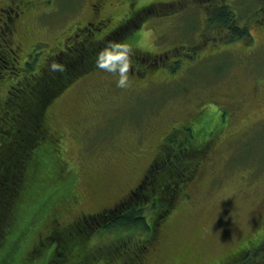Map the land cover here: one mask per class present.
Instances as JSON below:
<instances>
[{
	"label": "rangeland",
	"instance_id": "374dc122",
	"mask_svg": "<svg viewBox=\"0 0 264 264\" xmlns=\"http://www.w3.org/2000/svg\"><path fill=\"white\" fill-rule=\"evenodd\" d=\"M106 1L109 5L101 16L110 14L108 25L101 33L83 34L81 41H72V34L77 21L82 25L90 19L89 0L29 1L23 6L22 27L12 34L20 48L11 54L0 46V72H6L1 74L0 83L5 81L0 85V106L6 104L12 86L27 79L28 62L30 72L37 74L74 42L75 50L98 44L103 48L109 40L128 42L135 53L128 89L116 86L117 76L91 65L47 103L44 124L58 141L51 153L46 152L49 143L36 149L40 168L35 160L27 166L31 170L18 201L20 212L14 210L3 239L15 237L18 246L5 263L71 264L75 253L83 258L89 249H109L119 240L130 248L141 238L147 240L138 264H222L241 248L257 247L264 238V0H226L235 14L230 12L233 22L245 24L250 36L232 40L223 24L207 22L208 3ZM150 2L157 4L139 10ZM212 3L215 9L223 6L222 0ZM132 8L139 12L130 17L131 27L119 37L101 39ZM0 25L2 32L7 25ZM88 64L81 56L73 69ZM187 125L199 140L209 133L214 137L172 210L156 225V212H147L154 227L149 237L144 230L124 229L87 237L86 230L102 223V212L139 187L152 161L160 158L166 136ZM55 165H64L71 175L55 182ZM87 214L90 218L78 223ZM18 225H25V232ZM58 225L61 231H51ZM41 240V252L31 254ZM261 250L250 255L247 264H264ZM117 259L111 264H118Z\"/></svg>",
	"mask_w": 264,
	"mask_h": 264
},
{
	"label": "trees",
	"instance_id": "16d2710c",
	"mask_svg": "<svg viewBox=\"0 0 264 264\" xmlns=\"http://www.w3.org/2000/svg\"><path fill=\"white\" fill-rule=\"evenodd\" d=\"M221 10L222 8L220 7L217 11ZM222 16L223 19L220 20L215 16L216 19H212L210 22L221 23L226 30H233V35L230 36L231 40L236 35H247L250 37L247 27H239L238 24L233 22L235 19L229 16V13ZM74 46L75 42L73 45L68 46L70 48L61 49L58 56L51 57L37 74L30 72L32 67L31 63L28 62L26 71L29 74L25 75L27 79L23 82L15 83L12 86L9 99L4 102L6 104L0 106V261H4V263L18 246V243L14 242L15 237L8 235L11 239L6 238L5 242L3 239L11 226L14 210L19 209L20 212L18 201L20 202L24 197L25 183L30 176L31 170L27 166L31 164L32 160H35L36 163V149H40L44 143H49L50 146L46 152L51 153L54 150L52 146L58 141L55 133H50L48 127L44 124L47 103L76 74L83 72L91 65L94 66L96 53L102 49V47H98L102 46V44L87 49V46L85 48L82 46L84 50L82 48L75 50ZM81 56L86 58L89 66H86L87 68L81 66L73 69V66L78 63ZM53 60L65 64L67 71L64 74L50 72L48 65ZM176 130L178 131L172 132L163 140V152H161L160 158H155L152 161L139 187L116 205L102 212L100 214L102 223L100 225L95 224L93 228L86 230L85 234L87 237L91 232L113 229L136 232L144 230L146 232L145 236L149 237L154 228L152 226L160 221L159 218L164 217L172 210L176 196L183 191L187 182L195 176L200 160L206 152L211 138L214 137L209 133L206 137L199 140L197 133L189 125L182 130ZM36 165L39 168L41 166L39 162ZM58 165H55L54 174L51 178L55 182L63 180L66 175H71L64 165L57 169ZM59 173L63 175L59 176ZM66 199L60 204L65 202ZM150 211L156 212V217L152 219L153 225L148 222L146 216L147 212ZM88 215L90 214L82 215L78 223H85V220L90 218ZM19 227L21 226L18 225L17 228ZM60 229L62 227L58 225L55 231H61ZM25 230V225L19 229L22 233ZM19 231L15 234L17 235ZM66 233L67 231L63 232L64 235ZM17 236L19 237V235ZM77 240L79 241V238ZM146 240V238L134 239L130 248L125 245L127 241L121 240L113 244L109 249H105L104 246L94 247L89 249L83 258L77 259V254L75 253L72 263L86 264L100 259L105 264L109 262L111 264V262L115 263L113 259L118 257V264H138L144 252ZM262 241L257 247H255L256 243L248 245L246 248H241L233 258L231 255L229 257L226 256L227 259L225 258L221 263L236 264L238 262V264H247V262H251L252 258H250V255L257 254L258 252L256 251L258 249H262L260 254L264 253V238ZM75 242L76 240L72 239L70 242L71 246L75 245L76 247L78 242L74 244ZM6 244L7 249L4 251ZM41 250L42 246L37 242L32 247L31 254L36 255ZM28 256L30 257V255Z\"/></svg>",
	"mask_w": 264,
	"mask_h": 264
},
{
	"label": "flooded vegetation",
	"instance_id": "af4514ba",
	"mask_svg": "<svg viewBox=\"0 0 264 264\" xmlns=\"http://www.w3.org/2000/svg\"><path fill=\"white\" fill-rule=\"evenodd\" d=\"M34 4V0H0V24L1 22H3L5 25H7L6 28H4V30L2 32H0V35H4L3 39L0 41V46H4L5 50L10 52L11 54H14V51H16V49L20 48V45L18 44L19 41H17L16 45H14V42L12 40V34L15 32L16 29L21 28L22 24L19 23L22 18H24L25 14V10H24V4H26L27 2H29ZM126 1V4H131L133 5V1L131 0H124L123 2ZM194 4L198 5L199 3L203 4V3H208L210 4V7H208V13L206 15L207 17V22L211 23L210 21H212V19H216V17H218V19H223V14L229 13L230 16V12L233 13L232 9L228 6L229 3L226 0H222L223 6H220L222 8L221 11H217L220 7H217L216 9L214 8L215 6L214 0H208L207 1H203V0H194ZM168 5H170V7L173 9L175 8V6L173 5V2L170 1ZM180 3V2H179ZM157 3L155 2H150L148 4H145L143 6H141V9H143V11H148L150 8L154 7ZM162 4L159 2V5ZM89 8L92 11V15L90 17L89 20H87L86 22H84L82 25H80L79 23H81V21H77L78 25L75 27V29L73 30V34H72V41L76 40L77 41H81L82 38H84V35L86 33H91L93 30L98 31L99 33L102 32V29H104L105 26L108 25V22L111 19L110 14H105L103 16H101L102 10L109 5V2H107L106 0H89ZM178 5V4H177ZM191 6H195L192 5ZM138 10H133L132 8V12H130V14L128 15H124L121 20L123 19V24L122 23H116V25H114L112 28H110L106 33H104L101 37V39L103 37L112 35L115 37H119L120 35H123L130 27L131 24L129 23V19L130 17H134L138 15ZM222 13V15H220ZM235 15V14H234ZM7 20L9 21L7 24ZM128 20V21H125ZM130 24V25H129ZM242 26H246L245 24H243ZM241 27V26H240ZM1 28V25H0ZM123 31V32H122ZM230 35H233L232 32H234L233 30H227ZM93 33V32H92ZM84 34V35H83ZM90 35V34H88ZM22 37L23 34L21 35ZM169 54H165L164 57H168ZM4 69V68H2ZM2 73H6V72H0V81H1V74ZM9 74V73H7ZM5 81V79L1 82L3 83ZM0 83V85H1ZM82 217V216H81ZM72 224V223H70ZM51 231H55V229L51 230ZM50 231V232H51ZM49 232V233H50ZM46 239V237L44 238V240ZM44 240H41L39 242L40 246H43L45 244ZM54 248V247H53Z\"/></svg>",
	"mask_w": 264,
	"mask_h": 264
},
{
	"label": "clouds",
	"instance_id": "9594fccd",
	"mask_svg": "<svg viewBox=\"0 0 264 264\" xmlns=\"http://www.w3.org/2000/svg\"><path fill=\"white\" fill-rule=\"evenodd\" d=\"M134 48L128 42L106 41L104 47L97 53L95 66L103 72L117 76L116 86L120 89L130 87L129 74L132 71ZM53 73H65L66 65L53 60L48 65Z\"/></svg>",
	"mask_w": 264,
	"mask_h": 264
}]
</instances>
